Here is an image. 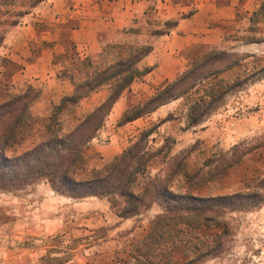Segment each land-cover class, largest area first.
<instances>
[{
    "label": "crops",
    "instance_id": "0c3cea01",
    "mask_svg": "<svg viewBox=\"0 0 264 264\" xmlns=\"http://www.w3.org/2000/svg\"><path fill=\"white\" fill-rule=\"evenodd\" d=\"M262 4L264 0H47L26 15L18 26L6 31L0 56L1 60L18 65L11 76L14 93L23 94L29 87L41 91V98L31 111L36 117H45L53 106L74 91L71 81L61 77L70 63L67 60L64 64L55 62L56 57L66 54L65 37L74 43L81 58L98 59L107 43L129 41L124 30L142 26V31L135 36L140 44L153 45V51L139 67L149 68L150 72L137 79L115 103L105 126L90 144L96 157L89 160V164L91 169L101 168L136 142L143 131L157 126L149 137V147L159 152L148 167L149 175L156 177L163 174L176 156L187 154L185 163L191 158H200L202 152L196 148L199 142L205 146L209 157L214 153H227L264 131V109H250L257 103L264 105V93L258 97L257 88L260 84L264 88V80L248 88L247 92H256V96L244 97L246 102L237 103L239 107L235 110L228 105L195 127L187 128L188 111L195 101L188 98L189 94L119 126L129 107L143 104L184 73L191 65V52L198 47L245 54L242 63L264 54V43L237 41L239 35L246 34L251 16ZM152 6L160 22H177V25L166 29L163 35H153L149 24ZM104 34L108 35L107 42L103 40ZM108 96L109 88L103 87L83 100L79 108L87 105L84 114L89 113ZM234 111L241 113L234 114ZM169 116L172 119L164 121ZM168 138L174 140L172 148L161 151ZM258 152L249 153L240 163L193 193L213 198L246 191L260 177L262 162L257 159ZM177 183L179 191L175 189ZM173 185L172 189L178 193H186L190 187L184 174L177 175ZM162 213L161 205L154 203L139 215L122 219L106 200H74L56 193L46 182L15 193L0 192V217L6 221L0 226V264H36L52 248L48 237L64 233L79 238L83 232L94 240L88 248L96 264L98 260L115 264L118 257L130 260L133 248L143 241L152 221ZM103 229L107 230V235L100 240L95 235ZM220 231L215 225L199 230L202 236L207 234L211 238ZM189 259L183 250L174 254L177 264Z\"/></svg>",
    "mask_w": 264,
    "mask_h": 264
},
{
    "label": "trees",
    "instance_id": "16d2710c",
    "mask_svg": "<svg viewBox=\"0 0 264 264\" xmlns=\"http://www.w3.org/2000/svg\"><path fill=\"white\" fill-rule=\"evenodd\" d=\"M47 0H0V49L6 31L18 26L22 19ZM264 23V4L251 16L250 33L259 32L257 25ZM177 22L166 21L164 28L153 35H163ZM124 35H139L130 28ZM129 34V35H128ZM64 38V36H63ZM251 43L264 42V38H243ZM66 60L70 63L61 74L74 86L71 95L62 98L45 117H36L31 108L41 98V91L29 87L23 94L12 91L11 82L0 81V192L15 193L41 182L74 200L98 198L110 203L112 210L122 219L133 218L154 203L163 213L151 223V227L136 255L122 264H177L174 254L183 250L197 255L184 264L207 256L219 248L230 234L227 215L248 213L264 206V176L254 181L246 191L213 198H204L193 192L223 175L237 165L249 153L264 148V138L241 143L224 154L226 165L207 179L200 172L187 170L183 153L171 160L161 176L149 175L148 167L159 151L149 147V137L157 129L154 126L140 134L139 139L121 154L99 169H91L87 161L88 147L103 129L107 117L118 99L132 84L150 72L139 64L152 53L153 45L136 42L107 43L98 59L81 58L76 46L65 37ZM221 49H209L201 54H190L191 65L174 82L165 84L143 104L131 106L125 112L119 126L126 125L148 115L163 105L181 99L200 84L241 65L244 58ZM6 61V60H5ZM7 62V61H6ZM10 63V62H9ZM103 87L109 88L106 101L93 111L80 115L78 109L83 100L90 98ZM231 88H233L231 86ZM230 87L223 80L212 85L195 100L188 111L187 128L203 123L210 111L228 94ZM70 117L73 127L66 129L65 119ZM64 119V122H63ZM172 119L169 116L166 120ZM174 140H165L164 149H171ZM241 150V151H240ZM209 164H206L207 168ZM184 174L190 185L186 193L175 192L173 181ZM218 226L221 231L211 238L201 237L198 231L204 226ZM212 241L213 245H208ZM209 247V248H207Z\"/></svg>",
    "mask_w": 264,
    "mask_h": 264
},
{
    "label": "rangeland",
    "instance_id": "374dc122",
    "mask_svg": "<svg viewBox=\"0 0 264 264\" xmlns=\"http://www.w3.org/2000/svg\"><path fill=\"white\" fill-rule=\"evenodd\" d=\"M156 1V0H152ZM154 6L151 7L152 10H150V20L149 24L152 28L153 32L155 30H161L160 28L163 26L164 22H160L157 19L156 14L153 12ZM252 27L250 26L245 31L246 34L239 35L237 38V41L243 42V43H251L244 41L243 38L251 37V36H259L260 38H264V23L257 25L256 28H259V32L255 35L250 33L249 29ZM139 31H142V26L139 27ZM3 32V29L0 28V33ZM104 42H107L108 35H102ZM124 38V35H123ZM129 42H136L138 41L136 36L131 34L129 36ZM64 39V38H63ZM63 41V40H62ZM264 42H260L258 44H262ZM66 47H69L68 44H66ZM67 49V48H66ZM208 50L205 47H198L194 49V51L191 52V54L198 55L201 54V52H205ZM239 58H244V55L234 54ZM6 60V59H5ZM5 60H1L0 56V79L2 73H4V81L11 82V76L16 71L15 69H18V65H14L13 63H9ZM66 60L65 55H61L59 57H56L55 62L56 63H62L64 64V61ZM219 80H223L228 86L230 87V90L226 97L220 101L215 108H213L210 111V114L205 118L204 121L208 120L211 116L215 114H219L222 112L227 106L232 110H235L239 106L237 105L238 98L241 95L242 91H247L248 88L251 87V85H255L260 83V81L264 80V54L255 55L254 58L249 59L245 62H241V65L235 68H232L231 70H228L224 72L223 74L219 75L216 78L209 79L207 81H204L202 84H200L195 90L191 91L189 93L188 98L193 100H198L201 95L204 94V91L208 90L212 85H214ZM231 86L233 88H231ZM260 84L257 86L258 88V97H262L264 94V88ZM263 94V95H262ZM186 97V96H185ZM250 109H253L255 111H261L264 109V105L261 103H257L252 105ZM88 108L87 105L81 107L78 109L79 114H84V110ZM51 113V112H50ZM234 114L241 113V111H234ZM203 121V122H204ZM64 122V119H63ZM73 121L70 120V117H66L65 119V127L66 129H70L73 127ZM264 138V131L260 133V135L251 138L249 140H246L242 143L252 142L256 139ZM92 144V142H91ZM92 145L88 147L87 152V161L89 167L91 166L89 164V160L96 157L95 153L91 151ZM196 148L198 150H201L200 158L197 157L196 159L191 158L188 163H185L187 165V170L191 173L200 172L199 178L204 179L208 178L215 172H217L220 168L224 167L226 165V160H229L228 157H224V152L214 153L210 154L209 157L206 153L205 146L202 143L196 144ZM90 151L92 152L91 155H89ZM241 151V150H240ZM256 154L257 159L262 162L261 168H260V177L264 176V148L259 150ZM192 162V163H191ZM172 165V162H170ZM169 163V164H170ZM105 164V163H104ZM103 164V165H104ZM203 165V167H198L200 165ZM209 164V166L206 168L205 165ZM167 169V168H166ZM174 187V185H173ZM176 191H179L178 183L176 184ZM226 221L230 223V234L223 240L221 246L219 248L216 247L214 251L210 252L207 256L201 258V259H195L193 264H264V206L259 209L248 213H232L230 215H227ZM6 223L4 217H0V226L2 227ZM83 235L79 238H74L73 235H64V233H59L57 235H53V237H48L47 241L52 246L50 250H48V253L43 256L42 259L36 264H96L97 261L92 260V253L88 248V245L93 243L94 240L91 239V236L83 232ZM198 234L201 237L209 238L206 234L205 236H202L201 233L198 231ZM107 235V230L103 229L95 235L98 237V239L103 240L105 239ZM96 239V238H95ZM85 240V241H84ZM208 245H213L212 241H207ZM141 244V243H140ZM136 245L131 254L132 256L136 255V249L140 245ZM81 245L84 247H81ZM209 248V247H207ZM189 258H198L196 255L188 254ZM124 257V256H123ZM174 259V257H173ZM131 260V259H130ZM130 260H127L125 258L119 259L118 262L115 264H122L125 262H129ZM175 261V260H174ZM99 264H103L102 261H99ZM186 263V262H185ZM108 264V263H105Z\"/></svg>",
    "mask_w": 264,
    "mask_h": 264
},
{
    "label": "built area",
    "instance_id": "2783aa9c",
    "mask_svg": "<svg viewBox=\"0 0 264 264\" xmlns=\"http://www.w3.org/2000/svg\"><path fill=\"white\" fill-rule=\"evenodd\" d=\"M246 92L247 91H242L240 97L238 98V102L237 103H239L240 105H241V103H245L246 102L244 97H247L248 95H249V97L256 96V92L252 93V92L248 91L247 92L248 94H246ZM239 104H237V105L239 106ZM247 107H249V105ZM251 107H253V106L251 105Z\"/></svg>",
    "mask_w": 264,
    "mask_h": 264
}]
</instances>
